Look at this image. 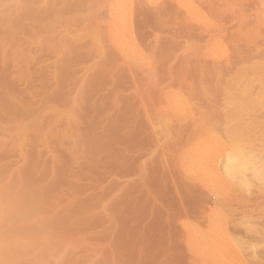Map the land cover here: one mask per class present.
Returning a JSON list of instances; mask_svg holds the SVG:
<instances>
[{"label":"rangeland","instance_id":"374dc122","mask_svg":"<svg viewBox=\"0 0 264 264\" xmlns=\"http://www.w3.org/2000/svg\"><path fill=\"white\" fill-rule=\"evenodd\" d=\"M76 1L0 0V264H264L257 1L193 0L207 22L187 0ZM199 228L225 249L200 248Z\"/></svg>","mask_w":264,"mask_h":264},{"label":"bare ground","instance_id":"6f19581e","mask_svg":"<svg viewBox=\"0 0 264 264\" xmlns=\"http://www.w3.org/2000/svg\"><path fill=\"white\" fill-rule=\"evenodd\" d=\"M78 1H79V0H78ZM78 1H76V2H78ZM86 1H87V0H86ZM118 1H119V0H118ZM124 1H125V0H124ZM124 1L122 0L123 3H124ZM129 1H130V0H128V1L126 0L127 6H128V3H129V5H131V2H129ZM138 1H139V0H138ZM142 1H143V0H142ZM150 1L154 2L153 0H150ZM201 1H203V0H199V3H201ZM204 1H205V0H204ZM228 1H229V0H228ZM232 1H233V0H232ZM232 1H231V3H232ZM237 1H238V0H237ZM239 1H240V3H241V2H243L244 0H239ZM239 1L236 2V3H234V2H233V3L238 5ZM249 1H250V0H249ZM256 1H257L258 5H259V9H260L261 15L263 16V17H261V19L264 20V19H263V18H264V0H256ZM143 2H144V1H143ZM155 2H156V0H155ZM184 2H186V1H184ZM220 2H221V1H220ZM120 3H121V1L119 2V5H120ZM123 3H121V4H123ZM141 3H142V2H141ZM196 3H197V2H196ZM202 3H203V2H202ZM231 3H230V5H228V6H232L233 4H231ZM240 3H239V5H241ZM245 3H246V0H245ZM245 3H244V4H245ZM137 4H138V2H137ZM150 4H151V3H150ZM152 4H153V3H152ZM223 4H224V3H223ZM244 4H242V6H245ZM255 4H256V2H255ZM114 5H115V4H114ZM119 5H116V6H119ZM207 5H211V4H207ZM237 5H236V6H237ZM246 5H247V3H246ZM110 6L112 7L113 5L111 4ZM136 6H137V5H136ZM205 6H206V5H205ZM223 6H224V5H223ZM233 6H234V5H233ZM233 6H232V8H233ZM236 6H234V9H235V10L237 9L236 11H238V10L241 9V8L239 9V7H241V6H239V7H236ZM247 6H248V5H247ZM250 6H251V5H250ZM120 7L123 8L124 5H123V6L120 5ZM137 7H138V6H137ZM208 7H209V6H208ZM235 7H236V8H235ZM164 8H165V7H164ZM186 8L188 9V11H189L192 15H194V16L196 17L197 20H198V19H200V20H202V21H206V20H207L206 17L204 16V14L201 15L202 12H201V14H200V12H199L200 10L198 11V8H197V6H196V4H195V2H194L193 0H187V2H186ZM230 8H231V7H230ZM257 8H258V7H257ZM110 9H111V8H110ZM115 9H116V8H115ZM118 9H120V8L118 7ZM124 9H126V8H124ZM124 9H123V11H124ZM128 9H130V8L128 7ZM146 9H147V8H146ZM149 9H150V8H149ZM207 9H208V8H207ZM136 10H137V9H136ZM139 10H140V9H139ZM204 10H205V9H204ZM226 10H229V9H226ZM231 10H232V9H231ZM106 11H107V10H106ZM111 11H112V10H111ZM123 11H122V12H123ZM130 11H131V10H130ZM144 11H145V10H144ZM144 11H143V12H144ZM247 11H248V10H247ZM115 12H116V10H115ZM141 12H142V11H141ZM208 12H209V11H208ZM234 12H235V11H234ZM238 12H239V11H238ZM257 12H258V11H257ZM106 13H107V12H106ZM110 13H111V12H110ZM117 13H118V11H117ZM139 13H140V12H138V14H139ZM145 13H146V12H145ZM239 13H240V12H239ZM239 13H237V14L235 13L234 16H237V15L239 16ZM113 14H114V13H113ZM113 14H112V17H113ZM124 14H125V13H124ZM130 14H131V13H130ZM138 14H137V15H138ZM141 14H143V13H141ZM231 14H232V13H231ZM259 14H260V13H259ZM126 15H127V14H126ZM149 15H151V14H149ZM208 15H209V13H208ZM261 15H260V16H261ZM83 16H85V15H83ZM114 16H115V15H114ZM128 16H129V15H128ZM202 16H203L204 18H203ZM242 16H243V15H242ZM242 16H241V17L239 16V18H237V19H240V18L242 19ZM117 17H119V16H117ZM122 17H123V16H122ZM258 17H259V16H258ZM233 18H234V17H233ZM245 18H246V17H243L244 20H245ZM124 19H125V18H123V20H124ZM128 19H129V18H127V20H128ZM237 19H236V17H235V18H234V21H233V22H236V24H238L237 21H236ZM241 19H240V22H239V20H238V22L240 23V24H238V25H241V22L243 21V19H242V20H241ZM116 20H117V19H116ZM125 20H126V19H125ZM125 20H124V21H125ZM129 20H130V19H129ZM118 21H120V18H119ZM208 21H209V20H208ZM126 22L130 25V23H129L130 21H126ZM206 22H207V21H206ZM243 22H244V21H243ZM121 23H122V22H121ZM123 23H124V22H123ZM123 23H122V25H123ZM131 23H132V22H131ZM208 23H209V22H208ZM210 23H211V22H210ZM210 23H209V24H210ZM261 23H262V22H261ZM117 24H118V22H117ZM119 24H120V23H119ZM80 25H81V24H80ZM124 25H125V23H124ZM126 25H127V24H126ZM211 25H212V24H211ZM263 25H264V23H263ZM118 26H119V25H118ZM131 26H132V24H131ZM196 26H197V25H196ZM243 26H244V25H243ZM127 27H128V25H127ZM240 27H241V26H239V29L241 30ZM100 28H102V27H100ZM120 28H121V27H120ZM122 28H123V27H122ZM198 28H199V27H198ZM225 28H226V27H225ZM118 29H119V28H118ZM123 29L125 30L126 28H123ZM123 29H122V31H124ZM242 29H243V28H242ZM84 30H85V29H84ZM84 30H83V31H84ZM86 30H87V29H86ZM130 30H131V29H130ZM118 31H119V30H118ZM126 31H127V30H126ZM195 31H196V30H195ZM241 31H242V30H241ZM248 31H249V30H248ZM128 32H129V31H128ZM130 32H131V31H130ZM130 32H129V33H130ZM112 33H113V32H112ZM118 33H119V32H118ZM120 33H121V31H120ZM249 33H251V32L249 31ZM126 34H128V33H126ZM82 35H84V34H82ZM113 35H114V33H113ZM247 35H249L248 32H247ZM117 36H118V35H117ZM117 36H116V37H117ZM120 36H121V35H120ZM127 36H129V34H128ZM111 37H112V36H111ZM130 37L132 38V34H130ZM133 37H134V35H133ZM258 37H259V35H258ZM94 38H95V37H94ZM124 38H125V37H124ZM131 38H130V39H131ZM260 38H261V37H260ZM126 39H127V38H126ZM198 39H199V38H198ZM258 39H259V38H258ZM122 40H123V39H122ZM127 40H128V39H127ZM134 40H135V39H134ZM124 41H125V40H124ZM131 41H132V43H130V48H131V46H132L133 43H134L132 39H131ZM131 41L129 40V42H131ZM135 42H136V41H135ZM123 43H124V42H123ZM125 43H126V41H125ZM209 43H211V42H209ZM127 44L129 45V43H127ZM134 44H136V43H134ZM261 44H262V43H261ZM167 45H169V44H167ZM221 45H222V43H221L219 40H215V41L213 40V42H212V44H211V50H212L211 53H213V56H214V57H216L215 55H216V53L218 52L219 46H221ZM76 47H77V46H75V48H76ZM135 47H136V46H135ZM138 48H139V47H137V49H138ZM127 49H128V48H127ZM261 49H262V48H261ZM261 49H259V50H261ZM128 50H129V49H128ZM128 50H126V51H128ZM140 50H141V49H140ZM140 50H139V51H140ZM132 51H134V50H132ZM132 51H131V52H132ZM139 51H138V52H139ZM126 53H127V52H126ZM132 53H133V52H132ZM136 53H137V51H136ZM121 54H122V53H121ZM133 54H134V53H133ZM197 54H198V53H197ZM138 55H139V53H138ZM140 55H141V53H140ZM142 56H143V55H142ZM145 57H146V56H145ZM211 57H212V56H211ZM217 58H218V57H216V59H217ZM219 58H220V57H219ZM233 58H234V57H233ZM131 59H132V58H131ZM134 60H135V56H134ZM146 60H147V59H146ZM146 60H144V61L146 62ZM233 60H235V59H233ZM261 60H262V59H261ZM135 61H141V60H138V58H137V60H135ZM142 61H143V60H142ZM132 62H134V61L132 60ZM145 62H144V63H145ZM200 62H202V59H201ZM251 62H252V61H251ZM144 63H143V64H144ZM262 63H263V62H262ZM210 64H211V63H210ZM137 65H138V64H137ZM145 65H146V64H145ZM207 65L210 66L209 63H208ZM214 66H215V65H214ZM252 66H253V65H252ZM254 66H255V65H254ZM262 66H263V65H262ZM202 67H203V66H202ZM233 68H234V67H233ZM239 68H240V67H239ZM260 68H262V67L260 66ZM229 69H230V68H229ZM252 69H253V68H252ZM253 70H254V69H253ZM202 71H203V70H202ZM206 71H207V70H206ZM216 71H218V70H216ZM227 71H228V70H227ZM230 71H231V70H230ZM240 71H241V70H240ZM223 72H224V71H223ZM263 72H264V71H263ZM206 73H207V72H206ZM208 73H209V72H208ZM212 73L214 74L215 72H213V70H212ZM212 73H211V74H212ZM228 73H229V71H228ZM256 73H258V72H256ZM203 74H205V73L203 72ZM245 74H246V73H245ZM219 75H220V74H219ZM228 75H229V74H228ZM235 75H236V74H235ZM247 75H248V74H247ZM207 76H208V75H207ZM249 77H250V75H249ZM249 77H247V78H249ZM251 79H252V78H251ZM245 80H246V79H245ZM254 81H255V80H254ZM246 82H248V81H246ZM249 82L251 83V81H249ZM259 82H260V81H259ZM247 85H248V83H247ZM252 86H253V85H252ZM259 86H260V85H259ZM263 86H264V85H263ZM263 86H261V87H263ZM245 87H246V86H245ZM261 87H260V88H261ZM248 88H249V87H248ZM248 88H247V89H248ZM253 88H254V87H253ZM253 88H252V89H253ZM245 89H246V88H245ZM255 89H256V88H255ZM252 91H253V90H252ZM258 91H259V90H258ZM243 92H244V91H243ZM246 93H247V92L245 91V94H246ZM249 93H250V92H249ZM234 94H235V93H234ZM239 94H242V93L239 92ZM247 94H248V93H247ZM252 95H253V94H252ZM236 96H237V95H236ZM242 96H244V95H242ZM245 97H246V96H245ZM248 97H249V96H248ZM249 98H250V97H249ZM254 98H255V97H253V98L251 97V99H252V103H253V104H254V102H253V99H254ZM243 99H244V98H243ZM249 100H250V99H249ZM258 100H259V99H258ZM239 101H240V100H239ZM250 101H251V100H250ZM240 103H241V102H240ZM248 103H249V102H248ZM248 103H247V105H248ZM255 103H256V101H255ZM259 104H260V107H261V108H264V99H262V101H260ZM244 105H245V103H244ZM247 105H246V106H247ZM174 106H176V104H175ZM234 106H235V105H234ZM242 106H243V105H242ZM257 106H258V105H257ZM244 107H245V106H244ZM245 108H246V107H245ZM261 108H260V110H262ZM237 109H238V108H237ZM246 109H247V108H246ZM232 110H233V109H232ZM234 110H235V109H234ZM240 112H241V111H240ZM237 113H238V112H237ZM180 120H181V119H180ZM234 121H235V120H234ZM234 126H235V125H234ZM24 127H25V126H24ZM240 127H241V126H240ZM250 127H251V126H250ZM233 128H234V127H233ZM236 128H237V127H236ZM245 128H246V127H245ZM245 128H241V129H245ZM19 129H20V128H19ZM246 129H247V128H246ZM233 130H234V129H233ZM237 130H239V129L237 128ZM183 132H185V131H183ZM233 132L236 133V131H233ZM248 132H249V131H248ZM230 133H231V132H230ZM246 133H247V131H246ZM247 134H249V133H247ZM207 135H208V136H207L205 139H202V142H203L204 144H205V143H211V144H213V145H211V146L209 145V147L207 146V148L205 147V149H201V150H203V151H201V154H200V151H199V155L202 156V154H203V157H204L203 163L205 162V164L207 163L208 165H210V166H206V167H209L210 169H214V168H215V170H216L215 165H213L215 162H214L213 164L211 163V162H212L211 160H214V159H215V157H214L215 155L213 156V159H210V158H212V157H210V155H211L210 153H211V152L209 153V154H210V155H209V154H208V151H209V149H211L212 146H214V149L217 148V147H215L216 145H214V144H220V143H222V142H223V139H220V136L210 135V134H207ZM234 135H235V134H234ZM237 135H239V133L236 134V136H237ZM24 136H25V135H24ZM236 136H233V135H232L231 137L234 139ZM245 137H246V136H245ZM236 138H237V137H236ZM258 138H259V137H257L256 139L258 140ZM197 139H198V138H197ZM198 140H199V139H198ZM237 140H238V139H236V141H237ZM245 140H247V139H245ZM238 141H239V140H238ZM240 141H241V138H240ZM197 142H198V141H197ZM239 143H240V142H239ZM247 143H249V142H247ZM247 143H246V144H247ZM252 143H253V142H252ZM198 144H199V142L197 143V146H198ZM200 144H201V143H200ZM235 145H236V143H235ZM201 146H202V145H201ZM203 146H204V145H203ZM218 146H219V145H218ZM236 147H237V146H236ZM236 147H235V148H236ZM196 148H197V147H196ZM220 148H224V147H220ZM235 148H232L233 151H232L231 153H230V152L228 153L229 156L227 157V163H226V165L224 166L225 172L228 174V177H229V178H230V177L232 178V180H231V178H230V181H232V184H233L234 181H236V182H240L239 179L242 178V177H239L238 181H237L236 179H237V177H238V175H239V173H237V172H238V171L240 170V168H242V167H238L239 165L237 166V164H239V163H243V161H244V160L241 161V157H240V156H242V155H241L242 153H240V151H239L238 149H235ZM217 149H218V148H217ZM221 150H223V149H221ZM210 151H211V150H210ZM213 151H214V153H216L215 150H213ZM213 151H212V154H213ZM243 151H244V150H243ZM202 152H205V155H204V153H202ZM244 152H245V151H244ZM217 153H218V152H217ZM245 153H246V152H245ZM218 154H219V153H218ZM218 154H217V155H218ZM228 154H226V156H227ZM197 155H198V154H197ZM251 155H252V154H251ZM192 156H193V155H192ZM195 156H196V154H195ZM211 156H212V155H211ZM219 156H220V155H219ZM248 157H250V156H248ZM253 157H254V156H253ZM199 158H200V157H199ZM244 158H246V157H244ZM196 159H197V157H196ZM201 159H202V158H201ZM201 159H199V160L202 161ZM246 159H247V158H246ZM249 159H251V158H249ZM194 161H195V159H194ZM196 161H197V160H196ZM196 161H195V163H194L193 160H192V164L194 163V167L192 166L193 169L196 168V167H195L196 164L199 165L198 163H196ZM200 161H199V162H200ZM214 161H215V160H214ZM249 161H250V160H249ZM251 161H252V160H251ZM203 163L200 162V164H201L202 166H204ZM221 163H223V162H221ZM224 163H225V162H224ZM250 163H252V162H250ZM207 164H206V165H207ZM215 164H216V163H215ZM235 164H236V165H235ZM243 164H244V163H243ZM245 164H246V163H245ZM201 165H200V166H201ZM234 165H235V167L237 166V167L239 168V170L237 169L236 172H235V170H234ZM251 165H252V164H251ZM251 165L248 164L249 167H250ZM221 166H222V165H221ZM240 166H241V165H240ZM244 166H245V165H244ZM244 166H243V167H244ZM249 167H248V169H249ZM201 168H202V167H201ZM251 168H253V167L251 166ZM256 168H257V167H256ZM6 169H7V168H6ZM193 169H192V170H193ZM203 169H204V168H202L201 170H203ZM207 169H208V168H207ZM242 169H243V168H242ZM257 169H258V168H257ZM262 169H263V168H262ZM215 170H214V171H215ZM220 170H223V169H220ZM249 170H250V169H249ZM193 171H194V170H193ZM217 171H218V170H217ZM246 171H248V170H246ZM254 171H255V170H254ZM256 172H257V174H255V175H257L256 177H258V176L260 175L259 173H261V171H260V172H259V171H256ZM256 172H255V173H256ZM262 172H264V171H262ZM0 173H1V172H0ZM2 173H3V172H2ZM200 173H201V172H198V171H197V173H195L194 175H197V174L199 175ZM216 173H217V172H216ZM245 173H246V172H243V173H241V174H244V175H245ZM253 173H254V172H253ZM203 174H204V173H203ZM212 174H214V173H212ZM212 174H211V175H212ZM220 174H221V173L218 171L217 176H218V177H221ZM223 174H224V172H223ZM250 174H251V173H250ZM258 174H259V175H258ZM194 175H193V176H194ZM198 175H197V176H198ZM219 175H220V176H219ZM248 175H249V173H248ZM255 175H254V177H255ZM200 176L202 177V174H201ZM200 176H199L198 178H200ZM207 176H208V175L206 174V176H204V177L207 178ZM224 176H225V175H224ZM240 176H241V175H240ZM261 176H262V175H261ZM211 177H212V176H211ZM218 177H215V178L218 179ZM256 177H255V178H256ZM243 178H245V177H243ZM249 178H250V177H249ZM258 178H259V177H258ZM195 179H196V178H195ZM201 179H202V178H201ZM208 179H209V178H208ZM213 179H214V178H213ZM213 179H210V180L213 181ZM217 179H216L215 181H217ZM227 179H228V178H227ZM250 179H251V178H250ZM263 179H264V178H263ZM196 180H197V179H196ZM210 180H209V182H210ZM221 180H222V178H221ZM223 180H224V179H223ZM248 180H249V179H248ZM203 181H204V183H209V182H207V181H205V180H203ZM218 181H219V179H218ZM224 181H225V180H224ZM219 182H220V181H219ZM249 182H251V181H249ZM213 183H215V182L213 181ZM220 183H221V182H220ZM242 183H243V181H242ZM245 183H246V182H245ZM262 183H263V182H262ZM225 184H226V183H225ZM235 184H237V183H235ZM249 184L252 185V183H249ZM211 185H212V184H211ZM211 185H210V187H211ZM213 185H214V184H213ZM221 185H222V184H221ZM226 185H227V184H226ZM233 185H234V184H233ZM246 185H248V184H246ZM262 185H263V184H262ZM262 185H260V187H262ZM207 186H208V184H207ZM215 186H216V183H215ZM215 186H213V187L215 188ZM228 186H229V185H227V187H228ZM213 187H211V188H213ZM217 187H218V185H217ZM233 187H234V186H233ZM233 187H232V188H233ZM214 188H213V189H214ZM228 188H229V187H228ZM239 188H240V187H239ZM263 188H264V185H263ZM214 190H215V189H214ZM261 190H262V189H261ZM213 216H214V217H217V216H215V215H213ZM220 218H222V217H220ZM217 219L219 220V223H222V222H223V221L220 222L221 220H220L219 218H217ZM222 219H224V218H222ZM211 220H213V219H211ZM225 221H226V220H225ZM211 222H212V221H211ZM214 222H215V220H214ZM210 224H212V226H214L213 223H209V225H210ZM215 224H216V223H215ZM216 226H217V225H216ZM222 226L225 227V225H222ZM193 227H194V226H193ZM218 227H219V226H218ZM223 227H222V228H223ZM190 228H191V227H190ZM195 228H196V227H195ZM212 228L214 229V227H212ZM196 229H197V228H196ZM215 229H216V228H215ZM215 229H214V230H215ZM192 230H193V228H192ZM223 230H224V229H223ZM223 230H222V231H223ZM194 231H196V230H194ZM206 231H207V230H206ZM196 232H197V233H195V236H196V235H197V236L200 235V236L202 237V239H200V241L202 240V245L199 244V243H198V244L200 245V248H203V250H204V249H207V251H208V249L213 250L214 248L217 247V246H215V245L219 244V242H218L217 240H215L214 238L211 237L212 235H211V236H206V235H205L206 233H204V232L202 231V232L204 233V234H203V233L200 231V228H199V231H196ZM200 232H201V234H200ZM209 232H211V234H212V231H211V230H209ZM215 232H216V233H217V232L219 233V230H218V231H213L214 235H216ZM225 232H226V231H225ZM218 233H217V234H218ZM198 234H199V235H198ZM202 234H203V235H202ZM230 234H231V233H230ZM220 235H221V234H220ZM222 235H223V233H222ZM197 236H196V238H197ZM229 236H230V235H229ZM192 237H193V236H192ZM192 237H191V238H192ZM201 237H199V238H201ZM214 237H215V236H214ZM217 237H218V236H217ZM223 237H225V235H224ZM231 237H232V234H231ZM233 237H234V235H233ZM233 237H232V238H233ZM219 238H220V236H219ZM236 238L238 239V237H236V235H235V239H236ZM192 239H193V238H192ZM222 239H223V238H222ZM235 239H234V240H235ZM196 240H197V239H196ZM220 240H221V238H220ZM227 240H228V238H227ZM232 240H233V239H232ZM240 240H241V239H239V242L241 243L242 240H241V241H240ZM221 241H222V240H221ZM224 241H225V240H224ZM224 241H223V242H224ZM191 242L193 243V241H191ZM225 242H227V244H228V241H225ZM225 242H224V244H225ZM232 242H233V241H232ZM232 242L229 241V246L226 244V246H227L226 248H228V250H229V247H231V248L234 247V244H233V243H235V242H233V243H232ZM239 242H238V243H239ZM242 242H243V241H242ZM194 243H195V241H194ZM236 243H237V242H236ZM224 244H223L222 246H221V244H219L221 247L218 246V248H219V249L222 248V247L224 246ZM199 245H197V246H199ZM236 245H237V244H236ZM236 245H235V246H236ZM241 245H244V243L241 244ZM191 246H192V245H191ZM194 246H195V245H194ZM69 247H70V246H69ZM236 247H237V246H236ZM240 247H241V246H240ZM240 247H239V248H240ZM191 248H192V247H191ZM218 248H217L216 250H219ZM223 248L225 249V247H223ZM244 248H245V247H244ZM65 249H66V248H65ZM61 250H62V249H61ZM198 250H201V249H199V247H198ZM214 250H215V249H214ZM226 250H227V249H226ZM228 250H227V251H228ZM231 250H232V249H230L229 251H231ZM201 251H202V250H201ZM204 251L207 252L206 250H204ZM227 251H226V252H227ZM232 251H235V249H233ZM215 252H216V251H215ZM219 252H220V250H219ZM236 252H237V251H236ZM236 252H231V253L229 252V253H230L231 255H234L235 258H237V257H238L237 255H239V254H237ZM239 252H240V251H239ZM241 252H242V251H241ZM243 252H244V250H243ZM208 253H211V251H208ZM217 253H218V252H217ZM235 253H236V254H235ZM244 253H246V252H244ZM244 253H243V254H244ZM200 254H201V252H200ZM212 254H213V253H212ZM218 254H221V253H218ZM218 254H217V255H218ZM224 254L227 255V253H225V252H224ZM224 254H221V256L224 255ZM248 254H249V253H248ZM202 255H203V252H202ZM217 255H215L216 257L214 256V258H217V257H218ZM207 256H208V255H207ZM207 256H206V257H207ZM221 256L219 255V258H220ZM244 256H245V255H244ZM244 256H243V257H244ZM14 257H15V256H14ZM88 257H89V256H88ZM203 257H204V256H203ZM208 257H209V256H208ZM211 257L213 258V256H211ZM59 258H61V257H59ZM204 258H205V257H204ZM214 258H213V259H214ZM219 258H217V259L219 260ZM226 258H227V257H226ZM246 258H247V256H246ZM206 259H210V258H206ZM222 259H223V260L220 259V263H221V264H222V262H223L224 259H225V255H224V258L222 257ZM230 259H232V258H230ZM248 259H249V258H248ZM210 260H211V259H210ZM226 260H228V258L225 259V262H227ZM232 260H233V259H232ZM234 260H235V259H234ZM240 260H241V259H240V257H239V261H240ZM246 260H247V259H246ZM250 260H251V258H250ZM92 261H93V260H92ZM214 261H215V260H214ZM214 261H212V262H213L212 264H214ZM221 261H222V262H221ZM241 261H242V260H241ZM247 261H248V260H247ZM95 262H96V261H95ZM207 262H208V261H206V263H207ZM209 262H210V261H209ZM228 262H229V260H228ZM228 262H227V263H228ZM234 262H236V261H234ZM237 262H238V261H237ZM237 262L234 263V264H238ZM249 262H250V261H249ZM242 263H243V262H242ZM242 263H241V264H242ZM244 263H245V262H244ZM91 264H92V263H91ZM217 264H218V263H217ZM224 264H225V263H224ZM229 264H231V263H229ZM232 264H233V263H232Z\"/></svg>","mask_w":264,"mask_h":264}]
</instances>
